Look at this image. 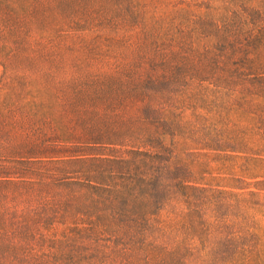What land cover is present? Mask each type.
Here are the masks:
<instances>
[{
    "label": "rangeland",
    "instance_id": "rangeland-1",
    "mask_svg": "<svg viewBox=\"0 0 264 264\" xmlns=\"http://www.w3.org/2000/svg\"><path fill=\"white\" fill-rule=\"evenodd\" d=\"M263 20L264 0H0V163L84 169L160 131L200 187L188 264H264V97L228 79ZM22 232L0 213V264L39 263Z\"/></svg>",
    "mask_w": 264,
    "mask_h": 264
},
{
    "label": "trees",
    "instance_id": "trees-1",
    "mask_svg": "<svg viewBox=\"0 0 264 264\" xmlns=\"http://www.w3.org/2000/svg\"><path fill=\"white\" fill-rule=\"evenodd\" d=\"M257 36L239 49L238 67L228 75L239 84L256 83L254 98L264 97V25ZM172 152L159 131L146 149L123 150L125 157L84 169L0 163V213L20 222L24 250L38 264L46 258L104 264L115 250L149 252L155 264H188L208 247L197 236L199 226L186 220L200 187L187 165L170 161ZM218 246L206 250L210 260Z\"/></svg>",
    "mask_w": 264,
    "mask_h": 264
}]
</instances>
